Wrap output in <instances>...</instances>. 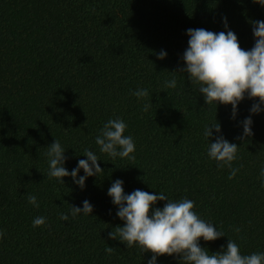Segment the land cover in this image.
<instances>
[{"label":"trees","instance_id":"16d2710c","mask_svg":"<svg viewBox=\"0 0 264 264\" xmlns=\"http://www.w3.org/2000/svg\"><path fill=\"white\" fill-rule=\"evenodd\" d=\"M225 17L241 48L251 49L252 22L264 21V7L253 0H0V264H146L152 253L109 238L123 225L107 195L115 179L124 181L125 193L193 200V210L226 235L201 238L209 254L228 238L244 255L264 252V112L252 116V135L237 139L259 98L245 97L230 119V105L205 104L180 71L186 30L225 31ZM162 49L167 56L160 60ZM173 76L177 87L163 88ZM137 88L149 97L138 101ZM146 100L153 104L148 112ZM116 117L134 139L133 160H112L94 142ZM216 120L239 147L232 179L206 155L203 128ZM54 139L66 149L69 171L87 148L100 156L101 176L89 177L83 190L70 177L65 185L49 179L46 152ZM86 199L91 215L59 219ZM38 216L46 223L33 227ZM157 264L181 261L164 255Z\"/></svg>","mask_w":264,"mask_h":264},{"label":"clouds","instance_id":"9594fccd","mask_svg":"<svg viewBox=\"0 0 264 264\" xmlns=\"http://www.w3.org/2000/svg\"><path fill=\"white\" fill-rule=\"evenodd\" d=\"M253 3L264 7V0H253ZM225 31L213 32L204 28H189L187 48L182 54L184 62L182 73H187V79L192 85L198 86V92L203 95L205 104L217 103L231 106L230 119H235L239 103L248 99L259 98L249 109V115L241 121L242 134L237 139L252 135V116L264 112V21L252 22L254 46L242 49L236 34L228 27L227 18L223 19ZM167 56L165 50L157 53V59ZM176 73V72H172ZM175 76L163 81V88L175 89ZM132 95L138 101L149 97L147 88H137ZM151 100L143 104V111L152 107ZM128 125L121 117L108 119L94 142L99 153L112 160L117 158L133 160L135 142L133 137L126 135ZM214 132L216 135L214 136ZM207 141L206 155L216 162L220 169H230L228 179L235 177L238 168H233L232 162L237 159L238 146L229 142L222 134L221 124L217 122L206 124L202 132ZM66 149L60 141H54L47 147V177L57 183L64 184L63 178L70 177L81 190L86 186L89 177H100L103 173L98 161H102L94 151L85 149L83 156L74 168L66 167L68 157ZM83 170V175H78ZM261 185L264 186V166L260 169ZM112 205L116 207V217L123 222L115 227V232H109V238L119 240L127 248H137L140 253H152L146 264H157L158 258L164 255L179 257L181 264H264V252H253L244 255L239 245L228 238L226 247L209 254L204 242L216 241L225 237V233L213 222L202 219L194 209V201L188 198L170 199L164 192L150 193L135 189L130 193L124 191V181L115 179L107 189ZM158 201L165 202L163 207H156ZM27 202L39 207L37 197L28 195ZM93 212V205L86 199L82 207L71 206L70 213H61L59 219L67 221L69 215L76 218L88 216ZM111 214V210H109ZM46 223L43 216L35 217L33 227ZM234 231L239 232L236 228ZM5 232L0 229V238ZM105 251L111 253L112 247Z\"/></svg>","mask_w":264,"mask_h":264}]
</instances>
